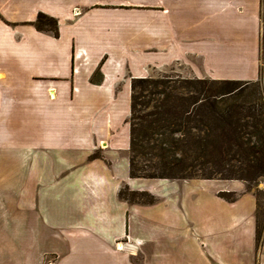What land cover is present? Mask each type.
<instances>
[{
	"label": "crops",
	"instance_id": "1",
	"mask_svg": "<svg viewBox=\"0 0 264 264\" xmlns=\"http://www.w3.org/2000/svg\"><path fill=\"white\" fill-rule=\"evenodd\" d=\"M261 8L0 0V196H24L0 224V264H264L257 199L242 182L130 174L132 79L256 81ZM40 13L58 37L35 28ZM124 188L156 202L124 200Z\"/></svg>",
	"mask_w": 264,
	"mask_h": 264
},
{
	"label": "rangeland",
	"instance_id": "2",
	"mask_svg": "<svg viewBox=\"0 0 264 264\" xmlns=\"http://www.w3.org/2000/svg\"><path fill=\"white\" fill-rule=\"evenodd\" d=\"M254 28L258 29L260 35V47L258 56L256 60L252 61V64L259 66L257 80L262 83L264 8L259 10V19L254 24ZM148 78L165 82L166 92L145 99L146 105L142 104L139 107V114L147 116L143 121L142 131L146 132L148 138L143 143L142 154H135L136 165L139 168L153 166L152 172H155L157 178L152 179L240 181L245 185V192L255 195L257 208L259 204L260 213L263 215L264 172L250 166L251 151L247 149L250 145H255V149L264 148V140L259 138L263 137L260 130L264 129V122L260 123L255 117L258 116V113L264 112V106H261L260 103L259 89L256 86H246L242 89V91L244 90L242 94L240 93L232 99L226 98L218 105L219 109L224 111L223 114H220L211 108L192 111V102L195 99L192 98L195 97L192 93L195 92L187 84L189 80L215 79L187 78L173 71ZM237 87L236 85L231 87L213 85L211 91L220 95ZM197 93L196 97L199 94ZM149 100H152L151 103ZM250 103L255 108L248 109ZM241 105L244 107L243 110L239 108ZM230 110L235 111L233 113L235 121L239 118L240 124L237 121H228ZM149 114L157 116L150 117ZM254 125L260 127L254 130L252 127ZM6 176L7 174L4 175V177ZM225 177L234 179H222ZM3 192L5 196H0V210L3 211V214L0 215V224L6 220L11 221L21 214V203L24 198V196H6L5 191ZM236 195L238 199L239 194L236 193ZM145 200H150V198ZM127 201L144 203L139 198ZM136 261L140 262L138 259Z\"/></svg>",
	"mask_w": 264,
	"mask_h": 264
},
{
	"label": "trees",
	"instance_id": "3",
	"mask_svg": "<svg viewBox=\"0 0 264 264\" xmlns=\"http://www.w3.org/2000/svg\"><path fill=\"white\" fill-rule=\"evenodd\" d=\"M33 25L40 32L47 31V32H50L55 37L59 36V28H58L57 20L46 14H43V13L38 14L37 19L33 23ZM187 84H189L191 88L193 89L192 91L195 92V93H192V95L195 96V97H192V98H195L193 99V102H192V107H193L192 111H194L195 109L203 110L206 108H211L214 111L220 114H223L224 111L219 109L218 105L221 102H224V100H226V98L228 97L232 99L234 96H238L240 93L242 94V92L244 91V90L242 91V89L246 86H256L259 89L260 97H261L260 103H261V106H264V88L260 80L239 81V80H199V79H196V80L187 81ZM213 85H221L222 87H231L233 85L234 86L236 85L238 87L229 89L226 93H222L218 95L211 91ZM131 87H132V104H131V118H130V125H131L130 174L132 178H146V179L157 178V176L155 175V172H152L153 166L152 167L148 166L149 168L148 167L139 168L136 165L135 154L136 153L142 154L141 150L144 149L143 143L148 138L145 134L146 132L142 131L143 126H144L143 121L146 120L147 116L139 114L140 112L139 107L142 106V104L146 105L147 98H152L160 94H164L166 92V84L162 80L139 78V79H132ZM196 93L198 94L197 97H196ZM151 101L152 100H149L150 103ZM248 106H249L248 109H251V107L255 108L254 106H252L251 103ZM155 107L157 106L155 105ZM239 108L243 110L244 107L243 105H241V107ZM234 112L235 111L233 110L229 111L230 117L228 118V121H231V122L237 121L240 124L241 120L239 118L236 119L235 121L234 114H233ZM154 115L156 114H149L150 117H153ZM149 116L148 118H150ZM255 117H257L260 123L264 122V112L258 113V116L256 115ZM252 127L254 130H257V128H259L260 126L254 125ZM260 133H262L261 136L263 135V137H259V138L261 140H264V129H261ZM250 146H248L247 148L251 151V156H250V161H249V163L251 164L250 166L252 168L263 170L264 172V165H263L264 164V148L260 150L258 148L255 149V145H250ZM93 157H98V154L93 155ZM160 178H165V177H160ZM222 179H234V178L225 177ZM120 197L125 200H130V201H132V199L135 200V198H139V200L143 201L144 203H154L155 202V198L149 193L133 192V191H129L128 188H124L120 191ZM219 197H221L222 199L228 202H235L237 200V195L234 192H231V193L221 192L219 193ZM146 198H150V200H145ZM256 218H257L256 240H257V246L260 247L264 239V214L262 215L260 213L259 204L257 208Z\"/></svg>",
	"mask_w": 264,
	"mask_h": 264
}]
</instances>
